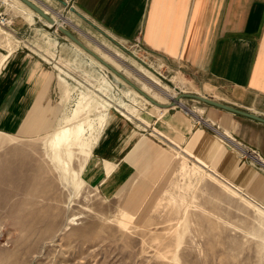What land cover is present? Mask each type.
I'll list each match as a JSON object with an SVG mask.
<instances>
[{
  "label": "rangeland",
  "instance_id": "rangeland-1",
  "mask_svg": "<svg viewBox=\"0 0 264 264\" xmlns=\"http://www.w3.org/2000/svg\"><path fill=\"white\" fill-rule=\"evenodd\" d=\"M0 1L16 24H32L33 38L27 45L44 52L58 73L49 112L43 116L48 122L31 133L35 136L0 131V264H264V206L237 191L202 160L190 157L183 144L177 146L155 133L158 126L151 123L166 109L153 106L72 46L54 31L55 26H48L42 18L28 20L21 11L26 7L18 1ZM41 1L52 13H59L56 16L63 15V21L65 16L76 20L75 10L68 6L63 8L56 0ZM76 22H71L75 32L70 31L156 101L168 103L169 99L154 94L153 81L168 93L199 91L179 68H166L140 43L125 49L95 32L82 36ZM3 30L0 45L12 46L4 40ZM48 36L56 41L55 46L47 44ZM144 67L161 81L147 75ZM174 75L181 77L175 83ZM64 91L68 99L61 102ZM82 94L87 109L74 114ZM183 99L192 113L180 107L175 110L187 120L196 117L189 107L213 109ZM111 113L139 128L149 125L143 139L154 147L147 146L146 161L112 197L83 175L92 145ZM77 123L84 129L83 140L68 142L62 150L54 148L53 132ZM144 147L141 140L138 149ZM103 167L107 175L114 169L108 162Z\"/></svg>",
  "mask_w": 264,
  "mask_h": 264
},
{
  "label": "crops",
  "instance_id": "crops-1",
  "mask_svg": "<svg viewBox=\"0 0 264 264\" xmlns=\"http://www.w3.org/2000/svg\"><path fill=\"white\" fill-rule=\"evenodd\" d=\"M2 1L8 4L9 0ZM32 1L52 16L46 3ZM56 1L63 8L68 6L71 11L75 10L77 22L70 16L65 17L76 22L82 36L91 37L89 34L94 36L95 32L125 49L138 42L166 68H179L199 89L180 93H197L264 118V0ZM58 3L52 6L57 8ZM24 7L21 11L28 20L41 19ZM31 25L26 21L18 24L13 21L12 34L8 30L3 32L4 40L13 45H0V131L21 137H34L31 133L48 122L43 116L49 112L58 77L50 59L38 47L27 45L29 38H33ZM48 39L49 46L57 44L49 36ZM146 70L147 75L158 78ZM179 78L174 75L171 80ZM67 99L64 91L61 102ZM189 108L196 115L190 114L192 119L218 124L225 132L257 150L264 160V122L215 107ZM160 115L162 117L151 123L158 126L159 132L155 133L177 146L183 144L190 157L202 160L237 191L264 206V172L241 163L237 155L216 142L207 129L193 126L190 117L185 119L180 110L166 108ZM137 125L111 113L98 141L92 145V157L83 175L110 197L115 196L146 161L147 146L154 148L143 139L145 127L149 125L142 128ZM141 140L145 141L143 151L138 149ZM104 162L114 165L109 175L105 173Z\"/></svg>",
  "mask_w": 264,
  "mask_h": 264
},
{
  "label": "bare ground",
  "instance_id": "bare-ground-1",
  "mask_svg": "<svg viewBox=\"0 0 264 264\" xmlns=\"http://www.w3.org/2000/svg\"><path fill=\"white\" fill-rule=\"evenodd\" d=\"M19 2H21L23 5H25L21 0H18ZM34 2V1H33ZM26 6V5H25ZM27 8H29L27 6ZM31 9V8H30ZM32 10V9H31ZM33 11V10H32ZM45 11V10H44ZM34 12V11H33ZM46 14L47 11H45ZM38 15V14H37ZM56 15H58L56 12L52 13V18H54V20H56ZM39 16V15H38ZM40 17V16H39ZM67 20V19H66ZM65 20V22H66ZM47 22V21H46ZM68 23H70V20H67ZM49 26H51L50 23H48ZM0 29H2V27L0 26ZM7 31V30H6ZM5 30H3L2 32H6ZM72 42V41H71ZM74 43V42H73ZM75 44V43H74ZM77 45V44H76ZM86 45V44H85ZM78 46V45H77ZM87 46V45H86ZM79 48H81L80 46H78ZM88 47V46H87ZM82 49V48H81ZM91 49V48H90ZM83 50V49H82ZM92 50V49H91ZM84 52H86L85 50H83ZM93 52H95L94 50H92ZM87 53V52H86ZM96 53V52H95ZM88 54V53H87ZM97 54V53H96ZM90 55V54H88ZM100 58H102L99 54H97ZM93 59H95L98 63H100L102 66H104L107 70H109L112 74H114L117 78H119L120 80H122L118 75H116L114 72H112L110 69H108L103 63H101L99 60H97L95 57H93L92 55H90ZM103 59V58H102ZM104 60V59H103ZM105 62H107L106 60H104ZM108 63V62H107ZM110 64V63H108ZM111 65V64H110ZM112 66V65H111ZM115 70H117L118 72H120L118 69H116L114 66H112ZM121 73V72H120ZM122 74V73H121ZM124 75V74H123ZM125 76V75H124ZM126 77V76H125ZM127 78V77H126ZM129 79V78H128ZM130 80V79H129ZM123 81V80H122ZM124 82V81H123ZM126 83V82H124ZM127 84V83H126ZM155 84V85H154ZM128 85V84H127ZM129 86V85H128ZM153 86L155 87V89L157 90L154 94H160L162 96L167 97L168 103H160L158 101H156L154 99V95L150 96L149 94H147L144 90H142L140 87V89L147 94L148 96H150V98H152L155 102H151L148 98H146L144 95H142L140 92H138L136 89H134L133 87H131L136 93H138L140 96H142L146 101L150 102L153 106L158 107V108H162V109H166V108H170L171 106H179L184 112L186 113H190L191 111L180 101L182 99H178L179 94L181 93H168V91L165 88H159L158 87V83L153 81ZM129 87V88H130ZM149 90H151V88H149ZM131 92V91H130ZM184 93V92H182ZM190 93V92H189ZM197 94V93H196ZM86 100V96L85 95H81V97L79 98V100L76 103V109L74 110V114H78L82 109H87L88 106V102L84 101ZM85 104V105H83ZM192 113V112H191ZM194 114V113H193ZM198 118V117H197ZM74 125V126H73ZM83 132L84 129L82 127L81 123H77V124H72V125H66L63 127H60L58 130H55L52 134V145L55 146L54 148L58 147L59 150H62L65 147L66 143H71L73 142L74 144L80 143L83 140ZM61 163H64L63 159H60Z\"/></svg>",
  "mask_w": 264,
  "mask_h": 264
},
{
  "label": "built area",
  "instance_id": "built-area-1",
  "mask_svg": "<svg viewBox=\"0 0 264 264\" xmlns=\"http://www.w3.org/2000/svg\"><path fill=\"white\" fill-rule=\"evenodd\" d=\"M48 15H50V14H48ZM61 16H63V15H61ZM61 16H58L60 18L55 20L56 25H54L55 26L54 31L56 33L59 32L56 28L57 25H61L64 28H67L69 30L71 28L76 30L74 25H71V22L68 23V22L63 21L61 19ZM12 24H13L12 18L8 17L7 14L4 12V10L2 9V2L0 1V26L6 30H9L12 32V30H13ZM73 29H71V30L74 31ZM59 34H60V32H59ZM39 51L41 53H43V55H45L44 52H42L41 50H39ZM50 62H51V60H50ZM176 108H177V106H171L169 109H176ZM190 119L192 121L193 126H197V128L203 127L205 129H207L209 132L212 133V135L214 137H216L219 140L220 144H222L226 148H229L230 150H232L237 155V157L239 158L241 163H247V164L253 166L254 168H256L257 170L264 172V160L262 159V157L260 156V154L257 150L245 145L240 140H238V138L236 136H234L233 134L225 132L221 127H219L218 124L208 122L207 120H205V121L202 120L201 122L198 120L196 121V120L192 119L191 116H190Z\"/></svg>",
  "mask_w": 264,
  "mask_h": 264
},
{
  "label": "water",
  "instance_id": "water-1",
  "mask_svg": "<svg viewBox=\"0 0 264 264\" xmlns=\"http://www.w3.org/2000/svg\"><path fill=\"white\" fill-rule=\"evenodd\" d=\"M26 6L31 8L36 14H38L43 20L47 21L50 23L52 26L56 25V21L52 16L46 14V12L40 7V5L36 2H33L32 0H21ZM57 30L62 33L64 36H66L70 41L74 42L78 46H80L83 50H85L88 54L92 55L95 57L97 60H99L101 63H103L108 69H110L112 72H114L116 75H118L124 82H126L129 86L133 87L136 89L138 92H140L142 95H144L146 98H148L151 102H155L150 96L145 94L134 82L126 78L123 74L115 70L110 64L105 62L102 58H100L95 52H93L89 47H87L72 31H70L67 28H64L61 25L56 26ZM182 98H189V99H194L197 100L198 102H202L204 104L210 105L215 108H219L222 110H225L227 112H230L234 115H239V116H244L248 117L254 120H258L260 122H264V118L257 116L253 113H250L248 111L242 110L240 108H236L234 106L216 101L214 99L208 98L203 95L199 94H193V93H181L178 96V99Z\"/></svg>",
  "mask_w": 264,
  "mask_h": 264
}]
</instances>
